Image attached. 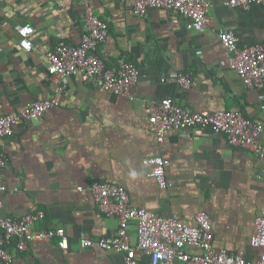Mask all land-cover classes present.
Here are the masks:
<instances>
[{
	"label": "crops",
	"instance_id": "crops-1",
	"mask_svg": "<svg viewBox=\"0 0 264 264\" xmlns=\"http://www.w3.org/2000/svg\"><path fill=\"white\" fill-rule=\"evenodd\" d=\"M83 1L0 0V115H15L36 100L57 101L43 118L21 121L0 141L8 158L0 213L22 217L43 210L45 218L35 229L63 227L69 236L65 249L54 238L35 240L19 253L13 242V262L0 264H124L119 251L80 244L82 237L99 240L119 228L118 219L97 205L93 183L121 185L134 206L185 223L206 212L217 249L256 261L264 250L251 243L264 207V157L232 146L209 127L169 130L160 141L141 99L170 98L198 112L239 110L263 125L264 141V89L243 82L219 39L221 30H229L241 46L264 44V6L246 10L227 5L228 0H209L213 25L201 30L188 28L186 18L165 9L138 17L131 0H85L109 23V37L98 48L106 65L125 56L138 67L135 99L129 100L78 76L60 86L49 76L46 57L54 45H77L82 39ZM24 25L32 28L31 51L20 45ZM176 71L195 84L186 88L162 80ZM152 156L169 161L166 189L146 173L144 160ZM129 234L135 244L136 223ZM148 262L145 257L143 264Z\"/></svg>",
	"mask_w": 264,
	"mask_h": 264
},
{
	"label": "built area",
	"instance_id": "built-area-1",
	"mask_svg": "<svg viewBox=\"0 0 264 264\" xmlns=\"http://www.w3.org/2000/svg\"><path fill=\"white\" fill-rule=\"evenodd\" d=\"M226 4L248 10L257 4L264 6V0H228ZM83 5L86 23L82 39L77 45L65 41L54 45L46 57L50 78L60 86L70 77L78 76L87 84L129 100L135 99L133 90L139 80L138 67L125 56L119 57L112 67L106 65L98 48L109 37V23L101 19L85 0ZM131 9L138 17L146 16L151 9L169 10L186 18L188 28L203 30L213 25L209 0H131ZM19 32L23 38L21 47L31 51L33 44L27 38L32 32L31 26L24 25ZM219 39L227 50L230 67L236 70L243 82L251 89H264V44L241 46L238 37L229 30H221ZM162 80L177 82L186 88L195 84L190 75L178 71ZM141 100L149 111L151 129L160 141L169 130L209 127L215 133L225 135L232 146L264 157V141L261 140L263 125L245 118L239 110L198 112L181 107L170 98ZM55 105V99L36 100L26 103L15 115H0V141L13 135L21 121L41 119ZM168 163L162 156L144 160L147 175L153 177L162 189L168 187ZM7 165L8 158L0 148V209L3 206L2 196L7 190L2 174ZM90 189L99 208L107 216L118 219L119 228L115 235L99 240L82 237L80 244L83 248L119 251L124 255V264H143L145 257L149 259L148 264H175L176 261L182 264H264V250L256 261L251 262L242 255L217 249L211 219L206 212L198 213L194 223H185L177 217H165L146 207L134 206L129 192L121 185L93 183ZM44 218L43 210L22 217L0 213V263L13 262L14 255L9 249L13 242L19 253L27 251L35 240L57 238L60 248L68 247L69 236L63 227L35 229V223ZM132 222L136 223L138 232L135 244L129 234ZM251 243L264 249V207L256 220V234ZM189 247L197 251L188 252Z\"/></svg>",
	"mask_w": 264,
	"mask_h": 264
}]
</instances>
